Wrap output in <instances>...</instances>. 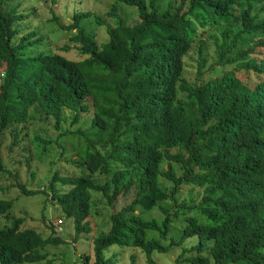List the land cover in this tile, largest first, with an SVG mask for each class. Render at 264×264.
Wrapping results in <instances>:
<instances>
[{"label":"trees","instance_id":"1","mask_svg":"<svg viewBox=\"0 0 264 264\" xmlns=\"http://www.w3.org/2000/svg\"><path fill=\"white\" fill-rule=\"evenodd\" d=\"M252 1L260 6L256 13L249 0H175L162 12L159 0H115L106 13L114 26L76 12L62 26L76 32L71 39L84 57L76 61L32 50L40 42L30 41L35 33L17 40L22 31L15 24L24 17L7 13L0 0V146L8 132L14 146L20 135L27 138L22 132L37 115L55 121L56 143L83 139L81 159L70 160L79 175L55 173L43 190L16 185L25 196L47 195L73 226L75 241L87 235L92 253L79 262L114 264L110 251L131 249L147 264H155V254L173 264H264V63L258 60L264 56V0ZM118 4L135 8L137 22L127 23ZM90 19L107 26L109 41L99 43L86 31ZM224 25L231 27L216 47L217 62L206 71L200 48L199 84H188L185 58L208 31ZM236 25L242 29L236 32ZM236 44L242 52L232 56ZM243 63L259 79L254 87L233 74L215 75ZM67 110L73 123L91 115V127L61 131ZM99 171L112 176L111 184L94 182ZM184 189L190 197L181 200ZM98 197L113 209L125 199L108 217L107 233L92 227ZM12 209V201L0 199V220L10 221L0 229V264H40L47 257L41 248L66 243L24 228ZM153 210L160 219L145 218Z\"/></svg>","mask_w":264,"mask_h":264},{"label":"rangeland","instance_id":"2","mask_svg":"<svg viewBox=\"0 0 264 264\" xmlns=\"http://www.w3.org/2000/svg\"><path fill=\"white\" fill-rule=\"evenodd\" d=\"M175 0H159L158 9L160 12L167 8V4ZM250 5L258 10L260 6L249 0ZM6 12L16 10L18 15L23 16L22 20L16 22V27L22 31L17 37L19 40L25 35L35 33L30 38L31 42L39 40L32 46V50L42 51L45 53L51 52L72 60H83L84 57L76 43L72 41V37L76 34L75 31L68 32L62 26L69 25L76 12H91L102 16L108 26L115 25V19L106 17V13L111 10L115 4V0H6ZM264 5V2L263 4ZM261 5V6H262ZM118 10L121 16L127 23H135L138 20V12L135 8L128 7L123 4H118ZM260 20L264 21V12L261 14ZM83 27L90 34L97 36L99 43L109 41L107 26H99L92 19L86 20ZM230 25L215 27L208 31L204 37L198 41L185 58V71L183 79L190 85H198L199 79L197 76L198 65L200 61V48H203V56L207 60L206 71H209V66L215 64L218 60L216 47L223 45V32ZM237 32L242 29L241 25L232 26ZM247 40V41H246ZM252 40L249 37H242V41L248 42ZM240 44L233 45V49L229 51L232 56L241 53ZM260 64L264 63V56H258ZM2 64L0 68H2ZM3 69V68H2ZM1 69V70H2ZM233 74L243 82H246L250 87L259 81L256 73L252 71L248 74L245 70V63L233 66H226L220 73H215L216 76H225ZM209 77V75L207 76ZM180 97L186 98L185 94L181 93ZM91 115H83L82 121L73 123L74 115L70 110L66 111L65 119L61 123V131L78 130L87 131L91 127ZM28 133V137L20 135L19 144H12L15 140V135L8 132L0 146V186L4 189L0 191V199L13 202V216L15 218H23L25 220L24 228L37 231L44 239L51 235L64 239L66 243L50 244L40 249L42 254H46V258L40 264H83L79 262V258L85 253H92L93 244L86 241L87 235H84L81 240L75 241V232L73 226L67 221L66 216L61 210L56 208L44 193H39L32 196H25L22 191L16 186L17 183L25 185L30 190H43L49 186L50 181L55 173L59 178H72L79 175V169L71 159H81L78 154V141L83 142V139H78L75 135L67 136L59 139V144L56 141L61 132L58 131L55 121L46 118L45 115H37L36 118L28 125L27 131L22 132L23 135ZM53 140L51 144L43 141ZM64 146V147H60ZM83 146V145H79ZM65 148L64 155H61V150ZM111 168L112 166L109 165ZM166 168V165L163 166ZM112 176L98 172L94 176V182L99 185L111 184ZM60 182V181H59ZM163 183V187L169 188L168 184ZM57 186H62L57 183ZM188 189H184L181 193V200H185L188 195ZM197 196L195 191L192 195ZM180 197V196H179ZM98 208L92 217V227L96 234L107 233L110 229L108 225V217L114 214L118 205L125 203L124 198H119V203L116 208L108 205V202L101 198H97ZM146 219H160L161 214L158 210H153L145 214ZM10 225V221L6 218L0 220V229H5ZM53 227V228H52ZM114 254H117L116 256ZM108 257L113 260L114 264H147L145 255L138 250H120L116 249L108 253ZM155 264H173L167 258L158 254L153 255Z\"/></svg>","mask_w":264,"mask_h":264}]
</instances>
